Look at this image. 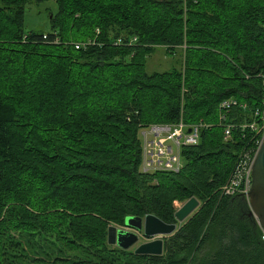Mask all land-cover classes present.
<instances>
[{"label":"trees","instance_id":"obj_1","mask_svg":"<svg viewBox=\"0 0 264 264\" xmlns=\"http://www.w3.org/2000/svg\"><path fill=\"white\" fill-rule=\"evenodd\" d=\"M48 1L0 0V264H264L250 202L222 195L264 94V0H52L51 31L26 33ZM159 47L180 67L147 73ZM181 121L208 127L180 172L142 173L141 130ZM192 198L162 256L108 244L128 217L178 224Z\"/></svg>","mask_w":264,"mask_h":264},{"label":"built area","instance_id":"obj_2","mask_svg":"<svg viewBox=\"0 0 264 264\" xmlns=\"http://www.w3.org/2000/svg\"><path fill=\"white\" fill-rule=\"evenodd\" d=\"M44 39H47V36ZM54 43H58V40H55ZM121 43V40L117 41V44ZM91 44H93L91 41L85 44H76V49H80L82 45ZM238 105L239 102L233 98L226 99L219 105V120L224 125L225 141L231 140L235 123L233 121L228 122V118L231 111ZM241 107L246 109V105H241ZM249 119V121L245 120L241 126L243 129H249L253 133L252 145L240 154L233 174L222 188V195L243 196L250 202L249 193L252 188L253 164L264 141V94L261 105L250 111ZM207 127L205 123L186 126L181 121L175 125H151L143 128L140 132L143 145L141 172L146 174L180 172L183 167L181 148L183 146L197 145L200 141L202 129ZM188 130H191L190 133Z\"/></svg>","mask_w":264,"mask_h":264},{"label":"water","instance_id":"obj_3","mask_svg":"<svg viewBox=\"0 0 264 264\" xmlns=\"http://www.w3.org/2000/svg\"><path fill=\"white\" fill-rule=\"evenodd\" d=\"M190 131L188 130L189 133ZM249 198L251 213L258 220L264 233V141L253 164L252 188ZM199 207L200 202L196 198L184 202L175 214L178 224H166L152 215H147L145 218L128 217L124 227H109L108 244L129 251L138 244L142 232L146 242L138 245L134 253L136 255L162 256L165 239L177 232L180 229L179 224L188 220Z\"/></svg>","mask_w":264,"mask_h":264},{"label":"rangeland","instance_id":"obj_4","mask_svg":"<svg viewBox=\"0 0 264 264\" xmlns=\"http://www.w3.org/2000/svg\"><path fill=\"white\" fill-rule=\"evenodd\" d=\"M50 11H56V4L54 1H48L42 4H31L27 6L25 15V31L26 33H49L50 28ZM181 53L176 52L170 54L166 52V49L159 47L156 51L147 59L146 71L151 74L154 72H165L172 68H179L181 65ZM183 203H175L176 210L182 207ZM181 225V224H180ZM146 242L143 233H140V241L138 244L130 249L134 251L136 247Z\"/></svg>","mask_w":264,"mask_h":264}]
</instances>
